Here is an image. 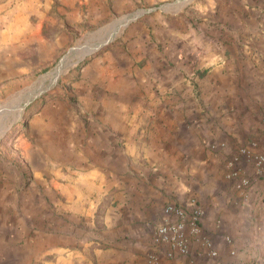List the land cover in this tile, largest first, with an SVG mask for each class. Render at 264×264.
Segmentation results:
<instances>
[{
    "label": "crops",
    "instance_id": "obj_1",
    "mask_svg": "<svg viewBox=\"0 0 264 264\" xmlns=\"http://www.w3.org/2000/svg\"><path fill=\"white\" fill-rule=\"evenodd\" d=\"M94 2L0 0L22 5L6 19L38 21L23 24L28 36L31 28L42 32L44 20L63 18L64 4ZM204 8L205 47L162 53L141 39L142 47H109L87 65L86 105L62 131L55 160L44 153L30 164L39 172L22 213L7 223L0 213V234L13 235L14 264H139L164 256L155 239L163 209L192 199L204 208L202 236L218 255L192 240L189 254L165 257L166 264H264V173L240 153L263 149L264 0H207ZM234 168L249 186L231 176Z\"/></svg>",
    "mask_w": 264,
    "mask_h": 264
},
{
    "label": "rangeland",
    "instance_id": "obj_2",
    "mask_svg": "<svg viewBox=\"0 0 264 264\" xmlns=\"http://www.w3.org/2000/svg\"><path fill=\"white\" fill-rule=\"evenodd\" d=\"M109 1L64 4L63 18L44 20L42 32L35 35L31 28L29 36L23 24L35 26L38 21L6 19L5 12L12 16L22 5L0 3V193L6 194L0 213L7 216L4 223L12 221L15 212L22 213L26 205L22 201L29 199L26 191L36 183L35 172H39L37 165L30 164L42 162L44 153L55 160L63 132L76 119L74 112L86 105L80 92L87 89L86 67L92 60L109 47H142L136 45L141 39L162 53H167V47H205L199 32L207 0ZM70 12L76 13L67 16ZM108 37L107 44L83 54L85 47L92 48ZM66 57L70 63L58 72ZM4 233L0 234L4 244L0 264H14L13 246L8 245L13 235L8 230Z\"/></svg>",
    "mask_w": 264,
    "mask_h": 264
},
{
    "label": "built area",
    "instance_id": "obj_3",
    "mask_svg": "<svg viewBox=\"0 0 264 264\" xmlns=\"http://www.w3.org/2000/svg\"><path fill=\"white\" fill-rule=\"evenodd\" d=\"M258 141H252L250 145H257ZM240 153L248 155L254 159L257 173H264V138L263 149L258 152L250 150L249 146H242ZM235 162H231L233 167ZM232 177L240 180L244 187L249 186L251 180L248 176L242 174L239 169L234 168L231 172ZM204 208L197 201L192 199L189 206L170 203L163 209V216L158 223L155 233L156 241L165 251L164 256L161 252L150 254L148 258L139 264H166L164 258L171 259L176 253L187 255L190 252L192 240L199 241L211 256H217L218 250L214 247L211 239L204 238L203 232ZM227 241L232 242V237L227 236Z\"/></svg>",
    "mask_w": 264,
    "mask_h": 264
},
{
    "label": "water",
    "instance_id": "obj_4",
    "mask_svg": "<svg viewBox=\"0 0 264 264\" xmlns=\"http://www.w3.org/2000/svg\"><path fill=\"white\" fill-rule=\"evenodd\" d=\"M110 41V37H108L107 39H101L98 44L94 47H85V49L91 53L93 52L94 50L98 49L99 47H101L103 44H107L108 42ZM69 59L68 57L64 58V60H62V62L60 63V65L57 67V71L59 72L63 67H65L66 65H68L70 62H69Z\"/></svg>",
    "mask_w": 264,
    "mask_h": 264
},
{
    "label": "bare ground",
    "instance_id": "obj_5",
    "mask_svg": "<svg viewBox=\"0 0 264 264\" xmlns=\"http://www.w3.org/2000/svg\"><path fill=\"white\" fill-rule=\"evenodd\" d=\"M87 52V50H85V52L83 54H85Z\"/></svg>",
    "mask_w": 264,
    "mask_h": 264
}]
</instances>
